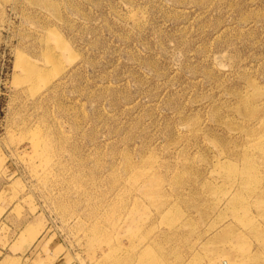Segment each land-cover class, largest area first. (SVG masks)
<instances>
[{"label": "rangeland", "instance_id": "rangeland-1", "mask_svg": "<svg viewBox=\"0 0 264 264\" xmlns=\"http://www.w3.org/2000/svg\"><path fill=\"white\" fill-rule=\"evenodd\" d=\"M0 264H264V0H0Z\"/></svg>", "mask_w": 264, "mask_h": 264}]
</instances>
